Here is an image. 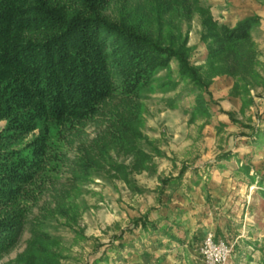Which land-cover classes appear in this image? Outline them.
I'll use <instances>...</instances> for the list:
<instances>
[{"label":"trees","instance_id":"obj_1","mask_svg":"<svg viewBox=\"0 0 264 264\" xmlns=\"http://www.w3.org/2000/svg\"><path fill=\"white\" fill-rule=\"evenodd\" d=\"M111 1L0 0V121H5L0 129V252L21 230L27 186L47 165L55 169L69 132L95 121L105 100L118 97L122 110L114 111L111 128L94 141V150H85L79 158L74 171L78 179L96 173L102 164L124 172L109 151L132 152L140 137L139 99L172 59L180 79L199 88L206 89L216 75L238 78L243 86L256 79L251 32L259 23L257 15L229 27L213 19L199 0H154L155 21L129 9L120 20H110L104 9ZM194 7L207 48V82L201 67L190 62L187 38L180 39L181 33L171 29L162 31V15L173 12L189 20ZM152 21L159 25L156 36ZM196 107L205 109L201 101ZM125 182L130 183L127 178ZM150 225L148 220L140 223L143 229ZM33 236V241L41 239ZM33 241L28 264L55 260L51 249Z\"/></svg>","mask_w":264,"mask_h":264},{"label":"rangeland","instance_id":"obj_2","mask_svg":"<svg viewBox=\"0 0 264 264\" xmlns=\"http://www.w3.org/2000/svg\"><path fill=\"white\" fill-rule=\"evenodd\" d=\"M199 4L207 6L206 0H199ZM156 6L154 0H112L104 13L110 20H120L129 9L132 14H147L146 18L155 21L153 9ZM207 7L218 21L219 9ZM191 12L189 20L173 12L162 15V31L171 29L175 35L181 33L180 39L187 38L190 62L201 67V75L207 82L209 75L204 63L207 48L200 36L201 17L195 7ZM153 21L151 31L156 36L159 25ZM252 41L257 51L256 79H249V86H243L238 78L214 76L233 79L236 88L232 89V85L229 96L239 97L241 106L237 112L220 107L209 86L199 88L186 78L180 79L177 62L172 59L169 67L157 73L155 81L139 99L140 137L133 143L132 152L120 148L109 151L111 161L125 167L124 172L102 164L96 173L91 171L87 177L78 179L74 171L79 158L85 150H94V141L111 128L114 111L122 110L118 97L105 100L95 121L82 123L79 130L69 132L55 169L47 165L34 183L27 186L30 195L25 201L28 208L21 230L14 242L0 252V264H28L33 234L41 238L33 242L38 241L55 254L50 264H111L128 255L127 249L121 251V248L127 244L123 243L126 238H131V231L139 232L133 238L140 241L145 239L144 233L162 232L158 230L159 225L162 228L179 225L174 223L173 216L182 215L181 206L192 203L193 182L205 184L213 176L211 166L215 163L233 172L235 169L230 167L239 164L236 156L245 161L254 155L236 152L246 137L258 135L256 118L253 120L252 114L246 115L245 110L253 105L256 117L257 103L264 100L260 51L253 38ZM199 101L205 107L203 111L196 107ZM4 124L5 121H0V129ZM224 153L231 155L227 159L219 158ZM188 181L191 183L186 186ZM205 187L202 188L206 191ZM205 199L210 200L206 196ZM142 220L150 222L148 229L140 227ZM236 246L233 245L227 264H232L233 254L246 260L249 251L253 252V246L249 249L247 245Z\"/></svg>","mask_w":264,"mask_h":264},{"label":"crops","instance_id":"obj_3","mask_svg":"<svg viewBox=\"0 0 264 264\" xmlns=\"http://www.w3.org/2000/svg\"><path fill=\"white\" fill-rule=\"evenodd\" d=\"M206 4L210 10L219 9L218 22L229 27H233L244 17H259V23L253 28L251 35L260 51L258 59L261 76L264 77V0H206ZM211 14L213 15L212 11ZM232 85L231 77L218 76L211 80L209 89L220 107L226 111L237 112L241 101L239 97L229 96ZM256 109V117L253 105L248 106L245 114H252L253 120L256 118L258 135L255 133L252 137H246L245 143H241L236 150L241 154L253 153L252 158L243 161L236 156L239 164L230 167L235 169L233 172L221 169L219 163L213 164V176L205 184L203 181L193 182L190 191L192 203L181 206L182 215L173 216L174 223L179 225L170 228L159 225L161 228L158 230L162 232L151 235L144 233L146 237L140 241L133 238L139 232L131 231V238L122 241L127 244L121 248V251L127 249L128 255L117 258L111 264H203L198 254V246L207 231L214 232L217 238H224L234 246H253V252L249 251L246 260L241 259V255L233 254L232 264H264L263 99L257 103ZM185 183L187 186L191 182ZM203 185H206V191L203 190ZM205 196L210 199L208 202ZM237 257L238 260H235Z\"/></svg>","mask_w":264,"mask_h":264},{"label":"built area","instance_id":"obj_4","mask_svg":"<svg viewBox=\"0 0 264 264\" xmlns=\"http://www.w3.org/2000/svg\"><path fill=\"white\" fill-rule=\"evenodd\" d=\"M232 248L227 240L207 231L198 246V254L203 264H227Z\"/></svg>","mask_w":264,"mask_h":264}]
</instances>
